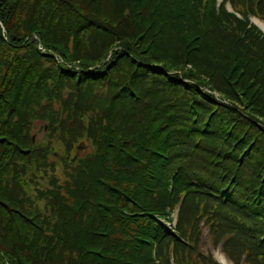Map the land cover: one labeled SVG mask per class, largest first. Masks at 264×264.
Masks as SVG:
<instances>
[{
	"label": "trees",
	"instance_id": "1",
	"mask_svg": "<svg viewBox=\"0 0 264 264\" xmlns=\"http://www.w3.org/2000/svg\"><path fill=\"white\" fill-rule=\"evenodd\" d=\"M250 17L264 20V0H0V143L9 144L0 147V264H62L61 255H73L72 264H218L201 251L204 228L233 264H264V127L201 93L207 87L199 82L215 86L210 77L222 73V89L264 107V34ZM39 46L63 63L48 58L45 67ZM204 58L215 62L207 61L210 74ZM182 64L206 75L193 85L153 77ZM105 77L115 88L108 105H88L97 101L90 81ZM149 79L155 86L143 95L153 102L144 114L114 112L120 87L134 99ZM73 81L76 94L63 100V85ZM222 89L212 90L227 97ZM58 108L97 113L88 137L104 127L109 140L121 136L113 170L105 166L109 149L99 174L95 161L80 165L78 185L94 176L88 190H75L69 176L72 204L63 199L50 226L55 204L37 218L24 190L28 173L34 181L53 167L29 139L32 121L54 124ZM135 122L142 129L130 136ZM123 170L128 186L118 193L123 187H112L109 173Z\"/></svg>",
	"mask_w": 264,
	"mask_h": 264
},
{
	"label": "rangeland",
	"instance_id": "2",
	"mask_svg": "<svg viewBox=\"0 0 264 264\" xmlns=\"http://www.w3.org/2000/svg\"><path fill=\"white\" fill-rule=\"evenodd\" d=\"M251 22H253L254 24H256L261 30L264 31V22H259L253 18H251ZM17 23V21H15V24ZM4 34V38L5 40L8 39V34L6 36V32L3 31ZM34 36V35H33ZM32 37V36H31ZM33 38V37H32ZM35 40V39H34ZM41 46V45H40ZM141 48H145V46L141 45ZM44 52V58L46 59V61H44L45 67L51 65L52 66V62H50L48 60V58L50 59H54L55 63L57 62L58 64H62V58L59 57L58 55L53 56L50 55L49 53L47 54L45 51ZM51 52V51H50ZM53 52V51H52ZM54 53V52H53ZM146 53H144L145 56ZM101 57H99L97 60H90L88 61L89 63L93 62V64H98L99 62H101ZM108 59V58H107ZM205 64L203 66H205V69H203V71L208 72V74H210L211 72L209 70H207L206 64L207 61L211 62L210 65L212 63H215L212 59L210 58H204ZM107 61V60H106ZM202 61V60H201ZM105 62V61H104ZM103 62V63H104ZM56 63V64H57ZM55 64V67H57V65ZM196 64H187V65H178L176 67H173L171 69L170 72H166V70L161 71V74L158 73L156 74L155 78H158V80H160L161 82L164 81L165 77H167V75L171 76H178L181 84L187 82V84H192V81H196L197 77L199 79H202L204 77V75H206L205 73H203V71H201V68L196 67ZM212 66L208 67L211 68ZM215 70V69H214ZM216 71V70H215ZM113 75H116L117 72H121V70L116 72V68L113 69ZM111 72V74H112ZM198 72V73H197ZM200 73V74H199ZM220 73L218 74H214L213 76H211L210 78L212 79V84L215 86H210L209 82L207 81V78L205 79V82L203 81H199L201 84H203L205 87V89H201V93H203L206 96H209L210 99L214 100L215 102L227 107L230 105H234L237 108H239V111H241V115H243L244 118L249 119L252 121V119H250L249 117L253 118V120L257 121L258 123H262L261 126L264 127V107L260 110V112L258 110H256L257 108L254 105V100H249V104L248 101L246 103V101H243L242 99H244L242 97V95L240 93H237L236 96L232 95L231 93L227 92L224 89H222L223 84L222 81V77H221ZM195 75V76H194ZM67 77V76H64ZM182 79V80H181ZM185 79V80H184ZM65 80V79H64ZM68 80V79H66ZM85 80V79H84ZM111 79H109L108 77H105L104 81H100L98 82V80H96L97 82L95 83H91V87H92V92L94 94V96L97 98V101L95 100H89L88 105H91V101H93V103H97L101 108L103 104H107L108 105V100L109 97L111 96L113 89H109L110 88V81ZM172 81H174L172 79ZM76 82V81H75ZM114 81L111 82V85ZM88 83V81H85V84ZM148 84V85H147ZM207 84V85H206ZM71 85L72 88H71ZM154 83L152 81V79H149L148 81H146L144 83L143 86H139V92H136V94L134 95L135 98L131 99L130 98V93H128L127 89L125 86L120 87L121 89L117 92V105L115 106L114 112L117 113L118 111H120V109L122 107L127 106L128 110H130L131 112H135L136 110H139L140 112H142L144 114L145 112V105L146 104H151L153 102V98L152 97H148L143 95V91L145 90V88H148L150 90H152V88L154 87ZM82 87V86H81ZM80 87V88H81ZM217 87H220L227 95V97L222 96L219 92L216 90L213 91L212 89H216ZM170 88V87H169ZM180 88V87H179ZM63 92H61V95L63 96V100H66L68 98V95L73 94L75 92V83L73 82H66L63 85ZM140 89L142 90V92H140ZM156 89V88H155ZM166 90V88H164ZM163 89V90H164ZM82 90H86V88H83ZM82 90H78V92H84ZM164 90V92H165ZM211 90V91H210ZM155 91V90H153ZM109 93V95H108ZM160 93V91H159ZM162 93V92H161ZM76 94V93H75ZM178 94V93H177ZM108 95V96H107ZM107 96V97H105ZM211 96H213L211 98ZM102 97H105L104 99H102ZM238 98V101H236L235 98ZM86 98V97H85ZM141 99L143 100V102L141 101ZM124 103V104H121ZM59 104L61 105V100H59L58 102L55 103V106L59 107ZM164 106H166L167 108H169L170 103L167 104H163ZM134 108V109H133ZM256 108V109H255ZM219 109V108H218ZM61 109L58 108V114H59V118L57 120V122H55L54 124H51L50 122H47L43 117H41V121H32L31 124V135L29 137L30 141L33 142V144L36 147H40L41 149L44 150V154L49 153V162L51 164V169H55L54 171H52L51 169H48L47 172L43 171L39 174V176L34 180H28L29 177V173L26 175L25 178V196L27 198V203L28 206H26L25 208L27 210L30 211V209H33V214H35V216L37 218L40 219H45V216H48L50 214V210H46L45 208V204L46 205H53L54 206V210H52V217L49 218V222H50V226H54L55 223H57V220L59 219V217L57 216L59 214L58 208L61 209V205L59 203H62V200L65 199L66 203L72 204V200L69 199L70 196V192L72 191V189H75V187L72 186V188H69V176H72V180L73 183H78V173L80 171V168L82 166L85 167V169H88L90 167V162L91 161H95V165H94V170L95 174H99V172H101V170L103 168H105L104 166L100 167L98 162L100 161V157L105 154L106 151L109 149L108 152H110L109 154H105L104 156L106 158L111 159L109 162L106 163V167L111 168V170L114 169V160L116 159V157L118 156V153L116 154V151L114 149L113 146L119 145L120 144V133H114V136L109 140L108 136L104 137L105 135H108V131H106V127H104V130L102 129H92L93 134L91 137L87 136V130L90 127V122L91 119L97 114V113H84L83 115L79 112H76L74 115L72 113H68V111L62 113H60ZM102 113H104L103 111H101ZM114 113V114H115ZM238 113V112H237ZM101 117L102 114L100 113ZM71 116V117H69ZM247 116V117H246ZM82 117V118H81ZM81 118V119H80ZM137 119V118H135ZM81 125H80V123ZM138 122H135V125L131 128L132 132H130V136L133 135V133H139V130H141V125L139 124L138 126ZM256 125V124H255ZM91 131V132H92ZM106 131V132H105ZM61 133H63L62 135H60ZM262 135H264V132L262 133ZM255 136L254 134H252V137ZM106 140H103V139ZM84 142V145L86 146L84 148V150L82 151H78L77 147ZM9 144L7 143H0V147L4 148L5 146H7ZM3 150V149H2ZM70 153V154H69ZM117 160V159H116ZM119 163L116 169H118L119 167ZM246 169L248 171V174L252 176V173H254V169L252 167V165H247L246 164ZM113 167V168H112ZM115 169V171H116ZM263 170V174H264V169H258ZM47 173H49V175H46ZM46 175V176H44ZM90 174H88L87 176L85 175V177L81 180V183L78 185L75 190H88V188H90V180L92 179L94 176H89ZM110 175V179L109 181L112 182L111 186L114 187L116 185L118 186H122L123 189L122 190H118V193H122L123 190L126 189V187L128 186V183L124 184L122 183V180L127 178V171L123 170L121 171L119 174L116 173H109ZM119 178L120 180H116L115 178ZM115 179V180H113ZM67 180V181H66ZM60 197V198H59ZM65 203V202H64ZM49 205V206H50ZM58 207V208H57ZM44 210L45 214H41L40 215H36V213H34V211L38 213H40V211L42 212ZM56 214V216L54 215ZM61 215V214H60ZM2 234H1V239L3 241H7L9 234L6 235L7 233L2 230ZM8 236V237H7ZM1 246V245H0ZM201 250L203 252V254H211L214 259L216 261H221L220 258V248H213V246L211 245V241H210V237L208 236V232L206 229H203V233H202V238H201ZM73 256V255H72ZM72 256H66L65 255H61L59 256V260L62 261V264H68L69 262H72ZM72 264V263H71Z\"/></svg>",
	"mask_w": 264,
	"mask_h": 264
},
{
	"label": "bare ground",
	"instance_id": "3",
	"mask_svg": "<svg viewBox=\"0 0 264 264\" xmlns=\"http://www.w3.org/2000/svg\"><path fill=\"white\" fill-rule=\"evenodd\" d=\"M220 258H221V261H220L221 264H230L227 262V260L225 259L222 253H220Z\"/></svg>",
	"mask_w": 264,
	"mask_h": 264
},
{
	"label": "water",
	"instance_id": "4",
	"mask_svg": "<svg viewBox=\"0 0 264 264\" xmlns=\"http://www.w3.org/2000/svg\"><path fill=\"white\" fill-rule=\"evenodd\" d=\"M85 147H86V146L84 145V143H81V144L77 147V150H78V151H82V150H84Z\"/></svg>",
	"mask_w": 264,
	"mask_h": 264
}]
</instances>
